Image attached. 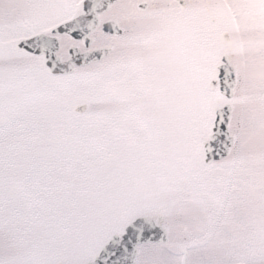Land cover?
Wrapping results in <instances>:
<instances>
[{
  "label": "snow or ice",
  "instance_id": "6c2138e0",
  "mask_svg": "<svg viewBox=\"0 0 264 264\" xmlns=\"http://www.w3.org/2000/svg\"><path fill=\"white\" fill-rule=\"evenodd\" d=\"M0 264H264V0H0Z\"/></svg>",
  "mask_w": 264,
  "mask_h": 264
}]
</instances>
